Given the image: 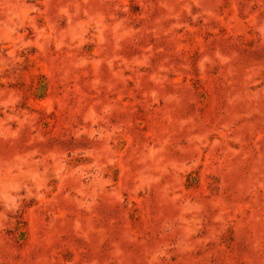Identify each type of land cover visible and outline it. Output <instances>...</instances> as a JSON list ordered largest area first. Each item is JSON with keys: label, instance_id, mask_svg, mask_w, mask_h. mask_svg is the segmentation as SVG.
Instances as JSON below:
<instances>
[{"label": "rangeland", "instance_id": "obj_1", "mask_svg": "<svg viewBox=\"0 0 264 264\" xmlns=\"http://www.w3.org/2000/svg\"><path fill=\"white\" fill-rule=\"evenodd\" d=\"M0 264H264V0H0Z\"/></svg>", "mask_w": 264, "mask_h": 264}]
</instances>
